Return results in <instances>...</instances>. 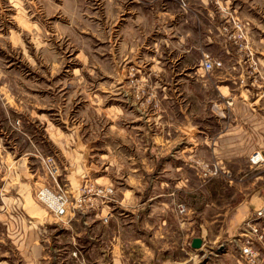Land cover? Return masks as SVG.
Segmentation results:
<instances>
[{"label": "rangeland", "instance_id": "374dc122", "mask_svg": "<svg viewBox=\"0 0 264 264\" xmlns=\"http://www.w3.org/2000/svg\"><path fill=\"white\" fill-rule=\"evenodd\" d=\"M100 1L0 0V264H26L23 251L30 236L35 239L36 234L45 243L53 233L61 232L62 216L56 219L60 223L49 228L50 211L36 195L39 186L51 184L41 165L46 155L58 161L59 186L68 196L71 188L84 194L87 184L106 185L112 189L111 199L122 196L139 203L147 198L148 179L151 193L172 191L179 184L170 196L187 207L194 200L190 186L206 180L196 162L213 160L169 154L179 145L173 142V80L161 79L158 85L153 72L157 66L163 68L164 60L152 62L155 58L148 55L152 48L147 46L158 39L156 13L150 14L151 24L146 26L136 12H126V8L106 16ZM176 2L182 11L203 4L233 11L247 22L256 71L264 73V0ZM126 4L132 5L123 3V7ZM123 34H129L139 47L120 63L115 51ZM152 64L156 68L151 71ZM120 70L123 75H118ZM197 108L199 131L221 132L222 125L209 121L214 116L206 117V107L201 109L197 103ZM206 122L211 126H205ZM245 165L247 175L255 171ZM175 224L176 228L173 222L169 224L166 249L178 247L180 239L183 248L175 255L179 262L172 254L168 264H264L262 238L255 234L244 231L217 241V225L207 236L201 223L182 222L181 237L177 220ZM194 234H199L202 244L187 249V240ZM246 239L257 251L253 263L240 254Z\"/></svg>", "mask_w": 264, "mask_h": 264}, {"label": "crops", "instance_id": "0c3cea01", "mask_svg": "<svg viewBox=\"0 0 264 264\" xmlns=\"http://www.w3.org/2000/svg\"><path fill=\"white\" fill-rule=\"evenodd\" d=\"M128 2L132 5L126 4V7L125 5L123 7V3ZM100 4L104 5L102 13L106 16H112L115 10L125 8L126 12H136V17L144 20L146 26L151 24L150 14L156 13L155 21L158 20L156 23L159 25V34L157 40L148 42L147 46L152 48V53L148 55L151 59L155 58L154 61L151 60L154 63H158L160 58L164 61L163 68L160 66L156 68L152 64L149 69L152 71L156 68L153 73L157 76L158 85L161 79L173 80L175 91L173 142L176 144L178 142L179 145L169 154L174 152L183 158H209L216 163L218 170L215 175L203 180L204 183H194L190 186V194L194 200L187 207L183 203V211L177 209V202L181 199L170 196L172 191L180 188L177 183L174 184L172 191L159 190L151 193L149 189L151 185L148 179H145L144 190L148 189L147 198L139 203L122 196L120 198L113 196L103 203L98 202L97 197L89 195L80 206L73 207L62 216L60 233H53L45 243L39 242L35 233H33L35 239L30 236L28 246H24L26 248L23 251L26 253L24 262L26 264H168L169 255L172 254L174 261L179 262L175 255L182 253L181 239L179 238L180 242H177L178 247L175 245L172 250L166 249V239L170 232L169 224L173 222L176 228L175 220L178 221L177 234L181 237H183L180 229L182 222L186 224L197 222L198 225L201 223L207 236L212 234L211 227L217 225V241L244 231L252 235L261 232L260 243L264 249V160L251 165L247 159L249 152L255 148L260 149L264 158V98L262 96L264 88L260 89L264 84L262 83L264 73L260 71L254 73L247 80L245 87L238 86V79L242 77L246 65L239 60L235 46L224 40L219 32V24L225 15L236 18L239 16L233 11L226 13L217 7L205 8L203 4L182 11L176 0H153V3L147 0L145 4L143 0L127 2L101 0ZM104 33L105 38L107 36L110 40L111 37ZM129 36L123 34L116 45L115 54L120 63L127 56H131L132 50L135 52L139 47L137 43L131 42ZM147 46L140 45L144 49ZM201 51L219 59L222 66L208 73L203 72L198 64ZM165 54H169V57H165ZM117 73L123 75V70ZM164 83L169 86V83ZM197 88L199 91L195 93ZM212 90L215 92L214 96L209 95V91ZM199 98L201 101L197 102ZM226 99L231 100L228 106L224 103ZM197 103L201 109L206 107L209 112L205 114L206 117L214 116L213 119L206 121H211V125L213 121L222 125L221 132L211 134L208 129L204 130L205 132L199 131L197 119L201 117H198L195 111L198 110ZM211 125L208 122L205 124V126ZM165 139L168 140L167 137ZM155 140L159 143L161 141ZM260 145L263 147L260 148ZM41 163L45 175L51 180L45 172L43 159ZM246 163L249 168L255 169L250 175L244 171ZM55 164L58 169L56 181L60 185L61 168L57 160ZM84 185L85 180L79 187ZM70 191H72L71 195L67 194V196L71 201L78 196L86 197L81 189L78 191L71 188ZM259 210H262V214H257ZM47 213L50 216L46 222L49 228L50 226L53 228L55 223H60L50 212ZM106 213L108 217L103 221L102 217ZM254 228L257 230L256 233L252 231ZM60 234L64 235L61 240ZM198 235L189 236L187 249L201 246L202 242L199 247L190 245L191 238ZM20 242L22 239L19 240ZM19 249L22 254L20 246Z\"/></svg>", "mask_w": 264, "mask_h": 264}, {"label": "built area", "instance_id": "2783aa9c", "mask_svg": "<svg viewBox=\"0 0 264 264\" xmlns=\"http://www.w3.org/2000/svg\"><path fill=\"white\" fill-rule=\"evenodd\" d=\"M248 31L249 25L247 22L229 15H225L223 17V21L219 24V32L221 36L224 40L231 42L235 46L237 52L239 53V60L246 65L242 77L239 78L237 82L238 85L242 87L247 85V80L251 78L252 74L257 73V60L254 57L253 49L247 41ZM198 64L205 73L211 72L222 66L219 59L213 58L210 54L203 51L200 52ZM262 96L264 98V94ZM224 103L228 106L231 104V100L226 99ZM248 160L251 164H258L263 162L264 158L259 150H253L248 155ZM43 162L47 174L52 179V183H44L39 186L36 190V195L54 217L60 219L61 216L72 210L73 207L80 206L83 200L88 199L89 195L97 198L99 197L98 199L100 202H105L111 199L112 189L110 186L87 184L83 189L84 194H87L86 197L78 196L71 201L66 192L57 184L56 176L58 175V169L53 157L51 155H46L43 157ZM196 164L200 174L205 176V178L217 173L218 167L214 161H197ZM177 209L179 211H183L184 207L181 203H179L177 205ZM257 214H262V210L257 211ZM107 217L108 213L102 217V220L105 221ZM252 231H254V233L257 232L255 228L252 229ZM256 236L257 238H262V233L259 232ZM240 254L246 262L253 263L256 259L257 251L252 248L250 240L246 239L240 247Z\"/></svg>", "mask_w": 264, "mask_h": 264}, {"label": "water", "instance_id": "95a60500", "mask_svg": "<svg viewBox=\"0 0 264 264\" xmlns=\"http://www.w3.org/2000/svg\"><path fill=\"white\" fill-rule=\"evenodd\" d=\"M200 244H201V239L199 237L195 236L191 238L190 245L192 247H199Z\"/></svg>", "mask_w": 264, "mask_h": 264}]
</instances>
